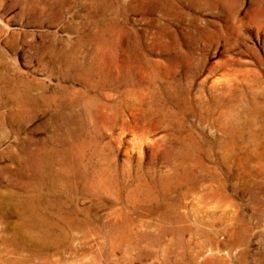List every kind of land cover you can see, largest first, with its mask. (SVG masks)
Returning a JSON list of instances; mask_svg holds the SVG:
<instances>
[{
	"label": "rangeland",
	"instance_id": "rangeland-1",
	"mask_svg": "<svg viewBox=\"0 0 264 264\" xmlns=\"http://www.w3.org/2000/svg\"><path fill=\"white\" fill-rule=\"evenodd\" d=\"M0 264H264V0H0Z\"/></svg>",
	"mask_w": 264,
	"mask_h": 264
},
{
	"label": "bare ground",
	"instance_id": "bare-ground-1",
	"mask_svg": "<svg viewBox=\"0 0 264 264\" xmlns=\"http://www.w3.org/2000/svg\"><path fill=\"white\" fill-rule=\"evenodd\" d=\"M60 68H62V67H60ZM105 171H107V169ZM136 181H137V179H136ZM41 193H43V192H41ZM54 205L55 204H53V203H49L45 207H42V205H40L39 203H37L33 199L26 200V201H24V203H22V205H20L19 209L16 211H17V214L18 213L21 214L20 217L22 218V221H20L19 227L25 229V234H24V236L23 235L18 236V233H15L14 236L12 235L13 237L10 238L9 241L11 242V244L15 245L14 250H18V251L19 250H22V251L27 250L30 253L32 252L33 254H35L34 251H36L39 255H44L46 253L45 251H47L48 249H50L52 247H56V249H57L59 246L62 245V243H63L62 241L65 240V237L67 238L68 234L70 233V231H68V230L72 229V228L74 229V227L78 224V222L76 223V221H75L76 218L64 217V215L61 214L60 211H58L59 209L57 210L58 212L54 211ZM81 223H84V222H81ZM13 227H15V226H13ZM76 229H78V228H76Z\"/></svg>",
	"mask_w": 264,
	"mask_h": 264
}]
</instances>
